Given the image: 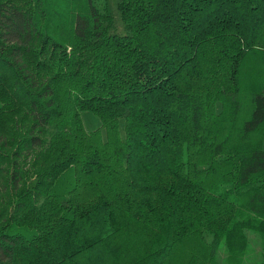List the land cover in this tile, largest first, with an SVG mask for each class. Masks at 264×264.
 <instances>
[{
    "label": "trees",
    "instance_id": "obj_1",
    "mask_svg": "<svg viewBox=\"0 0 264 264\" xmlns=\"http://www.w3.org/2000/svg\"><path fill=\"white\" fill-rule=\"evenodd\" d=\"M0 264H264V0H0Z\"/></svg>",
    "mask_w": 264,
    "mask_h": 264
},
{
    "label": "rangeland",
    "instance_id": "obj_2",
    "mask_svg": "<svg viewBox=\"0 0 264 264\" xmlns=\"http://www.w3.org/2000/svg\"><path fill=\"white\" fill-rule=\"evenodd\" d=\"M81 116H82V121H83V124L85 126L86 129L88 130H92V129H95V128H98L100 126V120L97 116H95L93 113H91L90 111H84L81 113ZM120 132L121 134L123 135V121L120 120ZM102 134L103 136L105 135V132L104 130H102ZM246 235H247V238L249 240V244H250V251H260L261 248H260V238H259V235L258 234H255V233H252L250 231H246ZM226 254V250L225 248H219V250L217 251V258L219 260H222V258L224 257V255ZM251 259L253 258V255L250 256Z\"/></svg>",
    "mask_w": 264,
    "mask_h": 264
}]
</instances>
